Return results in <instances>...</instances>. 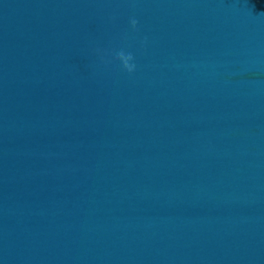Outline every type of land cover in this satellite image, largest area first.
<instances>
[{"label": "water", "instance_id": "95a60500", "mask_svg": "<svg viewBox=\"0 0 264 264\" xmlns=\"http://www.w3.org/2000/svg\"><path fill=\"white\" fill-rule=\"evenodd\" d=\"M0 264H264V0H0Z\"/></svg>", "mask_w": 264, "mask_h": 264}, {"label": "clouds", "instance_id": "9594fccd", "mask_svg": "<svg viewBox=\"0 0 264 264\" xmlns=\"http://www.w3.org/2000/svg\"><path fill=\"white\" fill-rule=\"evenodd\" d=\"M130 23L133 28H135L138 24V20L136 18H131ZM117 57L120 59L122 62V66L124 69H126L129 73L133 72L136 68L135 63L132 61L134 60L133 54L131 52H124L121 50L120 52L117 53Z\"/></svg>", "mask_w": 264, "mask_h": 264}]
</instances>
